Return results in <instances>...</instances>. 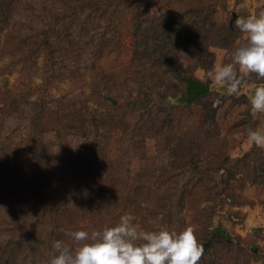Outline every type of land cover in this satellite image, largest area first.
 <instances>
[{"label": "rangeland", "instance_id": "obj_1", "mask_svg": "<svg viewBox=\"0 0 264 264\" xmlns=\"http://www.w3.org/2000/svg\"><path fill=\"white\" fill-rule=\"evenodd\" d=\"M39 2L40 0H36L38 6H40ZM154 2L157 8L153 6L147 9L148 15L152 18L162 16L165 12L184 11L193 6L209 12L214 11L215 19L225 24H235L237 16H247L264 10V0H135L129 2V8H125L126 5L120 0H72L71 2L50 0L47 2V8L50 7L48 14L60 13L61 20L50 23V27L46 30L41 21L34 20L31 23L26 17V11L17 10L16 14L11 16V27L1 33L3 45L2 48L0 46L1 133L5 134L8 130L14 132V139L22 150L23 160L19 159V161L26 164L29 160H33L29 169L30 177L44 181L48 180L47 172L48 177L63 176L67 171L78 168L80 159H76L68 150L85 147L87 139L84 134L95 125L90 119L93 115L108 120L107 124L101 127L97 137L102 148L105 146L104 152L108 156V162L111 163L112 170L109 173L114 172L115 176L105 180L103 185H108L107 193L110 192L111 197L114 194L121 198L128 197V193L138 192L139 206L132 205L131 209H127L129 205L125 206V200L120 199L109 207H99L93 212H86L82 215V219L77 217L70 222L62 219L64 223L60 224L61 227L67 226L63 234L76 230L91 232L105 226H114L122 215L132 216L135 224L142 230L148 231L161 227L169 230L168 220L172 224L179 219L183 221L182 230L186 225L194 229L198 243L202 246L204 239H208L213 228L223 229L229 239L233 240V246L236 248L234 253L237 255L238 251L241 254L238 262L232 261L229 264H264V149L250 143L247 138L250 129H264V114L253 115L249 102L253 90L264 85V80H259L255 74H252L247 77L246 86L235 93H229L226 85L218 86L208 78L207 72L212 70V67L195 68L199 62L196 60V55L191 56L181 51L177 57L185 68L191 69L194 77L202 84L209 85L210 91L207 94L211 93L217 109L216 130L212 127L205 132L203 126L200 128V110L193 107L192 110L189 109L190 111H184L185 123L169 137L175 146H194L196 160L201 163H204L202 146L206 148L207 144L206 142L202 145L204 139L201 137L209 139L208 145L211 150L207 158L208 161L211 160L209 163L211 166H216L225 158L230 159L229 165L237 159H243L239 167L233 168L240 182L232 183L230 191L225 188V176L221 175L223 172L215 174L208 167L190 171L183 168L185 164V161L181 163L183 159H180L178 165H174L175 162L171 163L172 159L169 158L170 152H165L162 144L159 147L151 135L141 136L136 142L141 148L134 149L137 157L125 160L119 167V161L122 162V159L117 140L121 131L117 129L115 133L114 125L124 114L125 122L134 126L138 113L131 111V104L128 109L123 106L126 98L114 101L116 95L114 90L120 88L126 91L127 84H130L127 78L134 77L132 74L134 41L130 30L132 25H129L133 5L136 3L135 8L141 13L147 4L153 5ZM116 8L119 9V13L124 11L122 19L116 22L119 25L112 24V12L104 13L106 9L116 10ZM99 9L104 11L101 12ZM91 18L93 20L91 21L93 25L89 23L91 31L88 36H85L86 31L81 33L83 39L80 45H84L87 40L90 43L71 53L73 46L68 42L66 33H74L78 36L85 26L84 22ZM32 24L36 32V35L34 32L31 35L35 36L34 38H30V35L25 33L26 30H30ZM26 37L29 39L25 40V45L18 46L19 43L23 44V39ZM12 40L14 43H11ZM244 42L243 34L236 28L235 40L229 48H210L214 58L213 68L216 65L230 63L235 47ZM60 45L63 48L59 53L64 52L65 49L66 54L67 49H71L69 54L75 55V61L81 67L65 77L62 71L69 68L63 66L59 70L58 78L50 80L48 77L52 74L48 73L44 66L47 57L45 53L52 50L53 46H57L56 50L60 49ZM56 53L58 54V51ZM92 62H94L93 67L90 65ZM110 89L113 91L110 95L104 91ZM174 90L176 89L171 91ZM101 91L103 94L99 95ZM180 91L182 92V87ZM123 95L128 97L127 93ZM22 96L27 97L32 103L24 104V115L30 121L37 118L38 124L42 123L41 126L34 125L28 130L30 125L27 124V119L22 118L23 114L15 115L9 121L3 120L6 107L12 102L11 100L20 99L21 104ZM133 96L135 97L136 94L134 93ZM185 96L186 94L170 98L167 105L183 104L177 100ZM26 124L28 128L24 127ZM73 126L77 128H72ZM57 153L59 155L56 163L48 171L43 162ZM159 175L171 179L163 183L157 179ZM196 181L198 184L194 186L193 183ZM50 184L55 183L50 179L47 186ZM173 192L184 193L187 206L180 212L179 197L174 198L176 204L172 210L170 209L169 214L172 212V216L168 219L166 218L168 214L163 210L164 201L166 196H170ZM15 193L11 189L10 194ZM213 194L217 198L215 201L208 199ZM207 218L210 219V224L205 228L204 222ZM68 224H71V227ZM2 240L5 238L2 237ZM58 240H63L67 244L72 243L67 235ZM217 243L215 251L221 256L224 255L222 253L227 254L225 244L222 246L221 243ZM217 252H214V255L217 256ZM46 258L44 254L36 260V264H45Z\"/></svg>", "mask_w": 264, "mask_h": 264}, {"label": "trees", "instance_id": "obj_2", "mask_svg": "<svg viewBox=\"0 0 264 264\" xmlns=\"http://www.w3.org/2000/svg\"><path fill=\"white\" fill-rule=\"evenodd\" d=\"M48 1L50 0H40V6H38L36 0H0L1 48L3 47L1 33L11 27V16L16 14L17 10L26 11V17L29 18L31 23L34 20L41 21L45 25V30L50 27V23L60 21V13L48 14V11H50V7L47 8ZM67 1L71 2L72 0ZM120 2H124L125 8H129L130 4L127 0H120ZM135 5L136 3L133 5L132 19L129 22V25H132L130 30L134 41L132 52V61L134 62L132 74L134 77L127 78V82L130 84H127L126 91L116 87L117 89L114 90L116 95L113 100L126 98L123 106L128 109L132 105L131 111L138 113V119L134 126H130L125 122V115L122 114L123 117H119L114 125L115 130L113 131L115 133H117V129L121 131L117 140L122 159V162L119 161V167L124 164L125 160L137 157L134 154V149L141 148L139 144H136L137 140L141 136L151 135L157 141L159 147L162 144L165 152H170L171 157L169 158L172 159L171 163L175 162L174 165H178L180 159H183L181 160V163L185 161L183 168L190 169V171L202 170L208 167L215 174L223 172L221 175L225 176V188L230 191L232 183L240 182L233 168L239 167L238 165L243 159H237L229 165L230 159L225 158L221 163L216 162L218 163L216 166H211L209 164L211 160L208 161L207 158L211 150L208 145L209 139L206 140L207 138L201 137V139H204L202 145L207 142L206 148H204V145L202 146L204 163H201L196 160L194 146H175L171 137H169L172 132L179 129L181 124L185 123L184 111H190L193 107L200 110V128L203 126L205 132L212 127L215 128L217 109L214 106L215 102L214 98L211 97V93L200 94L195 100L186 104L171 106L167 104L170 98H177L186 94L189 80L201 83L194 77L190 68H185L178 61L177 57L180 52H187L191 56L196 55V60L199 62L195 68L207 69L212 67L213 69L214 58L213 54L210 53V48H229L235 40V24L220 23L215 19L216 13L214 11H205V9L199 7L191 6L184 11L165 12L162 16L152 18L148 15L147 9L153 6L157 8L156 3L153 5L147 4L141 13L136 10ZM118 8L116 10H99L104 11V13L112 12V24L119 25L116 22L122 19L124 11L119 13ZM86 21L78 36L74 33H66L68 42L72 43V51L67 49L65 54L64 49V52L59 53L63 48L61 45L58 50L55 49L57 46H53L52 50L46 51V65L44 66H46V71L52 74L48 79H57L59 70L63 66L69 68L62 71L65 77L73 73L76 68L81 67L77 65L75 55L69 53L70 51L74 53L79 50L78 48L90 43L87 40L84 45H80V41L83 39L81 33L86 31L85 36H88L91 31L89 23L93 25L91 23V21L93 22L92 18ZM33 32L36 35L32 24L30 30H26L25 33L28 36L30 35V38H34L35 36H31ZM92 33L97 34V32ZM29 37L23 39V44L19 43L18 46L25 45V40ZM12 42L14 43V40ZM56 51H58V54ZM93 63L90 64L92 67L94 66ZM181 87L182 92H179ZM174 88L176 90L171 91ZM104 91L109 95L113 93L111 89ZM123 93H127L128 97H124ZM134 93L136 94L135 97L133 96ZM101 94H103L102 91L99 95ZM21 99L23 102L21 104L19 103L20 99L11 100L12 102L6 107L3 120L9 121L15 115H24V104L32 103L27 97ZM116 107L114 106V108ZM23 115L22 118L27 119ZM90 119L95 125L84 134L87 139L85 147L83 149L68 150L76 159H80L79 167L75 168L76 170L73 168L71 171H67V174L63 176L52 175V177H48L47 172V179H51L55 183L50 184V186H47L48 180L43 181L30 177L29 169L33 160H29L26 164L21 163L19 159L23 160L22 150L14 139V132L8 130L4 134L1 133L0 129V264H36V260L43 257L44 254L47 257L45 264H48V261L54 255L53 242L66 236V234H63V230L67 226L61 227L60 225L64 223L62 219L67 222L77 217L82 219V215L86 212H93L94 209L99 207H109L120 199L125 200V206L129 205L127 209H131L132 205L139 206L138 192L133 194L130 192L131 194L128 193V197L122 198L115 194L111 197V193H107L108 185L104 186L103 182L115 176V173H109L112 170L111 163L108 162V156L104 152L105 146L102 148L97 136L98 132L101 131V127L107 124L108 120L94 115ZM113 120L114 118L112 122ZM26 121L30 128L27 124L24 127L28 130L34 125L41 126L42 124H38L37 118H33L32 121L27 119ZM72 128H77V126ZM58 155L57 153L43 162L48 171L54 167ZM76 159L74 158V160ZM105 174L107 175L105 176ZM157 179L164 183L169 182L171 177L165 178V176L159 175ZM197 184L198 181L193 183L194 186ZM11 189L16 193L10 194ZM174 198L179 199L180 212L187 206L184 193L177 194L173 192L170 196H166L165 201L163 200V210L168 214L166 216L168 219L172 216V212L169 214L170 209L172 210L176 204ZM208 199L215 201L217 198L213 194ZM169 221L167 224L170 232L182 231L183 221L178 219L172 224ZM204 223L206 225L204 227L208 228L210 219L207 218ZM68 226L71 227V224H68ZM2 237L5 240H2ZM207 241L208 239L205 238L203 242L204 254L199 264H229L232 261L238 262L240 259V252L237 251V255L234 253L236 248L233 246L232 238L226 240L224 236L217 234L210 240L209 244H207ZM217 242L221 243L222 246L225 244L227 254L222 253L224 255L221 256L219 252L215 251ZM68 244L75 247L73 243ZM214 252H217V256L214 255Z\"/></svg>", "mask_w": 264, "mask_h": 264}, {"label": "clouds", "instance_id": "obj_3", "mask_svg": "<svg viewBox=\"0 0 264 264\" xmlns=\"http://www.w3.org/2000/svg\"><path fill=\"white\" fill-rule=\"evenodd\" d=\"M235 27L245 42L235 47L230 63L216 65L207 72L216 85H226L229 93L246 86L252 74L264 80V10L237 16ZM249 102L253 115L264 114V85L253 90ZM247 138L264 149V129H250ZM133 221L132 216L122 215L114 226L66 232L75 247L55 240L54 255L48 264H199L204 248L192 227L180 232L165 227L148 231Z\"/></svg>", "mask_w": 264, "mask_h": 264}, {"label": "water", "instance_id": "obj_4", "mask_svg": "<svg viewBox=\"0 0 264 264\" xmlns=\"http://www.w3.org/2000/svg\"><path fill=\"white\" fill-rule=\"evenodd\" d=\"M210 91L209 86H206L202 83L193 81V80H189L188 81V85H187V89H186V96L185 97H181L177 100V102L179 103H188L194 99H196L198 97V95L200 94H207ZM217 234H221L222 236L225 237L226 240H229L228 235L226 234V232L221 229L220 227H215L213 228L210 236L208 237V241L207 244H209L210 240Z\"/></svg>", "mask_w": 264, "mask_h": 264}]
</instances>
